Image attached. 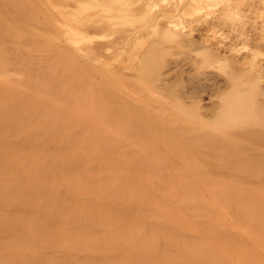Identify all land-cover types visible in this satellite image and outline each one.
I'll return each instance as SVG.
<instances>
[{
	"label": "rangeland",
	"instance_id": "374dc122",
	"mask_svg": "<svg viewBox=\"0 0 264 264\" xmlns=\"http://www.w3.org/2000/svg\"><path fill=\"white\" fill-rule=\"evenodd\" d=\"M9 95L31 112L21 128L46 115L59 130L39 142L0 130L14 162L51 169L31 185L6 180L0 217L31 226L44 206L48 232L0 229V264H264V174L221 167L264 160V143L229 157L194 139L264 129V0H0V101ZM53 136L105 162L45 161ZM59 171L78 172L73 197Z\"/></svg>",
	"mask_w": 264,
	"mask_h": 264
},
{
	"label": "bare ground",
	"instance_id": "6f19581e",
	"mask_svg": "<svg viewBox=\"0 0 264 264\" xmlns=\"http://www.w3.org/2000/svg\"><path fill=\"white\" fill-rule=\"evenodd\" d=\"M26 5H28V4L26 3ZM103 8L106 9V7H104V5H103ZM26 9H27V7H26ZM16 10H18L20 13L24 12L23 9H20L18 7L16 8ZM23 15H25V14L23 13ZM19 16H20V14H19ZM29 19H31V18H29ZM153 49L154 48H152V50ZM150 51H149V53H150ZM149 53H148V55L146 53H144V54H146L145 56H149L150 57ZM153 56L155 57V55H153ZM145 58H142V59H145ZM147 58H146L147 61H149L151 59V57H150L149 60ZM142 59H141V61H142ZM153 63L155 65L157 62L156 63L153 62ZM145 64L146 65L143 64V66L146 67L148 62L147 63L145 62ZM141 65H142V62H141ZM154 65L151 66V67L155 68V66H157V65H155V66ZM156 73H157V71H156ZM156 73H154V74H156ZM146 75H147V73H146ZM146 75H145V77H146ZM148 76H151V72L148 74ZM241 84L242 83H240L239 86ZM249 85H250V83H249ZM252 85H255V84L253 83ZM256 85H257V83H256ZM235 88H236L235 92L237 93L238 86L237 87L235 86ZM256 88H259V87H256ZM253 89H255L254 86H253ZM88 90H90V89H88ZM91 92L99 93V89L96 86L93 85L91 87ZM227 92H229V95H230L231 90L227 91ZM240 92H241V90H240ZM242 92L244 94V91H242ZM245 93H247V92H245ZM88 94H89V92H88ZM238 94H239V92H238ZM243 94H242V96L243 97L245 96V99L244 98H242V99L245 101V100H248V99H246V95H247V97L249 95V99H250V98H252V97H250V95H253V92H250V94H246V95L245 94L243 95ZM231 95H232V93H231ZM12 96H15V95L12 94ZM239 96L238 97L235 96V97H237V98H235L236 101H237V99L238 100L240 99V101H241V97H239ZM228 97H227V99H229ZM104 98H105V102L110 106L111 105L110 103H111V100H112V96L110 97L109 95H105ZM14 99L15 98H13V97L11 98L10 95H9V97H6V98H4V99H2L0 101V130L1 129H6L9 126H11L13 129H15V131L19 130V131H16L15 133H11L7 137V140H10V139L24 140V139H26L28 137H31V138H36L35 141L39 142L40 140L44 139V137H45L44 136V129L47 128L49 130H52V132L54 134L59 130V126H57L55 124H50L49 125V124L46 123V119L48 118L46 115L41 116L34 123L33 122L29 123L24 128L23 127L21 128L19 126L20 120L22 119V117H24L23 115H26V112H28V111L23 106V103H21V101L20 102H16V101H13ZM108 101L110 103H108ZM248 102H249V100H248ZM250 102H251V100H250ZM249 103H248V108L250 106ZM236 104H237V102H236ZM263 104H261V107H262ZM226 105H227V102H226ZM230 105H232V104H230ZM241 105H244L243 102H241L240 106H238V107H241ZM123 106L126 107L125 105H123ZM111 108H112V113L114 115H118L119 110L116 112L117 109H116L115 106H113V104L110 106V109ZM241 108L243 109V106ZM233 111H234V109H233ZM237 111L239 112L238 109H237ZM247 111H249V110H247ZM251 112H252V110H251ZM28 113H31V112H28ZM143 115H144V117H147L148 114L146 115V113L144 112ZM262 118H260V119L262 120ZM242 119H243V117H242ZM128 120H130L131 123H132V121L134 122L135 119H133L131 117ZM220 120H221V118H220ZM223 121H225V120H223ZM42 126H43V128H41ZM134 126H135V128H137L135 124H134ZM35 128H38L40 131H37V129H35ZM145 129H147V128H145ZM249 130H250V128H249ZM184 131H185V129H184ZM29 132H33V134L35 133L36 136L34 135V137H33V135H31V134L27 136V134ZM147 132H149L148 129H147ZM211 132L209 130H205V129H202L201 131H197L196 134L194 132V134H195L194 135V139L203 141V144L205 145L204 147L207 146V148H210L214 152H218V153L222 154L223 156L237 157L239 155H243L245 153H249L250 151H252V149H254L253 148L254 145L252 146V143H256V141L259 142V143H264V129L262 131H258V130L257 131H253L252 133H248V134L247 133H228V134L224 135V134H219V132H218V134H214V133H211ZM142 134H144V132H142ZM51 139L54 142L55 146L59 148V150L57 152H55V153H47L46 156H44L45 161L46 160L50 161V160H52L54 158H62L63 161H64V164L69 165V166H71V165L77 166L78 164L81 165V164L86 163V162H90V163L94 162V163H98V164L105 162L103 154H102V152L99 149H96V150L95 149H91V147L89 145L83 146L82 148H73V149H71V148L66 147V145H64V143L62 141H60L59 139L54 138V136L51 137ZM245 141H247V144L248 143H251V144L246 145ZM3 142L4 141L0 140V192H3L4 190H6L9 187V184L6 183L7 182L6 180L9 181L11 178L15 179L16 177H20V178L24 179L25 178L24 176L28 175V180H31V181H29V183L31 185L35 181L38 183L39 182V179H38L39 177H41V176L45 175L46 173H49V171H51V169L49 168V166H48V164L46 162L37 161L36 159H33V158H29V159L24 158L22 163L14 162L13 161L14 157L12 156L13 153L7 154L3 150V148H2L3 147V145H2ZM236 142L240 143V145H238L239 147H236L234 145ZM221 167H222V170H234V169L241 168L245 172H257V173L264 174V160H260V161H252V160L251 161H247L246 160V161H244V162H242L240 164H234V163H232V161H227V162H224ZM58 173H59V177L61 178V180L63 182H65L66 185H67V193H68V195L73 197V195L75 194V192L77 190L75 188V186H74V181L77 178V175H78L77 173L78 172L75 173V172L59 171ZM134 185H135V181H134ZM85 186L87 188H89L91 186V184L90 183H86ZM109 186L110 185L96 186V190L98 192H100V195H101L104 192H107V191L111 190V187H109ZM28 188L30 189V187L17 186V188L14 191V194L17 197H19L21 195H24L26 192H28V190H29ZM41 190L43 192V189H41ZM51 192H52V194L54 193L53 190ZM8 199L9 198H6L5 196L0 194V205L9 204V200ZM77 208H79V209L82 208V205H78ZM32 212L35 215L34 216L35 221H34V223L31 226L24 225V224H21V225L18 224L17 225L15 222H13V220L11 218L1 216L0 217V229L2 230L4 228H13L12 229L14 231L13 233H15L17 236H21L22 234H24L26 232H30L36 238L42 239L44 237V235L48 232V230L46 229V226L48 224V219L46 217V212H45L44 206L40 207V205H38V206L34 205V207H32ZM20 217H22V216H20ZM23 222H24V217H22V219H21V223H23ZM65 235L67 237H72L73 236L71 231H68V233L65 234ZM75 235H77V234H75ZM73 243H74V241H73ZM97 243H99L98 245H100V243H103V241L99 240V242L97 241ZM106 245L108 246L107 248H112V245L107 244V243H106ZM3 246H4V244L0 245V249H2ZM115 247L116 248H120L119 246H115ZM4 264H37V262L34 261V260H32L30 262L27 261V260H22L21 262H16V261H13V260H11V261L7 260Z\"/></svg>",
	"mask_w": 264,
	"mask_h": 264
}]
</instances>
